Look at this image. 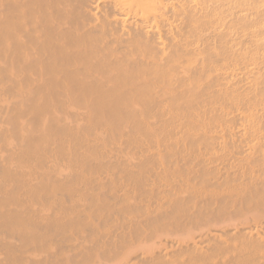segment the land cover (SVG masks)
Wrapping results in <instances>:
<instances>
[{
	"label": "bare ground",
	"instance_id": "6f19581e",
	"mask_svg": "<svg viewBox=\"0 0 264 264\" xmlns=\"http://www.w3.org/2000/svg\"><path fill=\"white\" fill-rule=\"evenodd\" d=\"M0 264H264V0H0Z\"/></svg>",
	"mask_w": 264,
	"mask_h": 264
}]
</instances>
